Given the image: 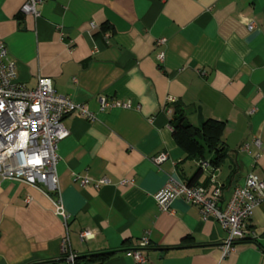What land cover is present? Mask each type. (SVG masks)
Returning <instances> with one entry per match:
<instances>
[{"label":"crops","instance_id":"obj_1","mask_svg":"<svg viewBox=\"0 0 264 264\" xmlns=\"http://www.w3.org/2000/svg\"><path fill=\"white\" fill-rule=\"evenodd\" d=\"M25 1L0 0V39L17 79L33 88L50 78L92 118L64 119L56 191L0 180V264H69V251L135 264L129 252L143 239L142 264H264V200L223 256L228 233L216 220L181 198L167 211L154 198L169 177L210 187L203 160L173 137L176 106L193 125L198 108L224 123L214 169L221 208L249 173L264 179V0H44L38 16L21 12ZM160 152L167 158L155 164Z\"/></svg>","mask_w":264,"mask_h":264},{"label":"built area","instance_id":"obj_2","mask_svg":"<svg viewBox=\"0 0 264 264\" xmlns=\"http://www.w3.org/2000/svg\"><path fill=\"white\" fill-rule=\"evenodd\" d=\"M43 1L26 0L21 12L27 16H38L37 7ZM251 28L252 25L249 26ZM7 57V46L0 39V180H18L34 186L42 184L48 191H56L57 145L69 134L64 119L72 114L91 119L92 114L85 105L57 94L48 77H40L35 87L28 88L17 79L15 63ZM170 101L174 99L170 98ZM106 105L101 98V108ZM116 105L131 106L130 102H116ZM166 158V152H160L152 160L159 164ZM199 164L210 171V187L192 186L169 177L154 198L164 211L169 209L173 200L181 198L197 205L202 219L216 220L228 233L221 247L225 256L233 250L235 241L245 236L254 209L264 200V179L249 173L243 185L233 187L228 201L221 208L222 187L216 180L214 169L206 161ZM86 182L82 181L83 184ZM53 204L55 213L62 217L65 224L68 215L61 200H55ZM89 234L88 230H84L80 237L86 238ZM146 247L147 240L143 239L136 249L130 250L135 264L145 262L143 252ZM61 251L67 252L64 240ZM76 256L69 251L66 261L74 264Z\"/></svg>","mask_w":264,"mask_h":264},{"label":"trees","instance_id":"obj_3","mask_svg":"<svg viewBox=\"0 0 264 264\" xmlns=\"http://www.w3.org/2000/svg\"><path fill=\"white\" fill-rule=\"evenodd\" d=\"M170 123L173 137L190 157L204 161L207 154H212L208 160L209 165L213 169L221 165L225 154L222 141L223 122L205 119L202 126L198 127L189 122L184 106H176ZM103 259L101 254L77 255L74 264H100Z\"/></svg>","mask_w":264,"mask_h":264},{"label":"water","instance_id":"obj_4","mask_svg":"<svg viewBox=\"0 0 264 264\" xmlns=\"http://www.w3.org/2000/svg\"><path fill=\"white\" fill-rule=\"evenodd\" d=\"M204 119L201 114V110L198 108V118H197V126L201 127Z\"/></svg>","mask_w":264,"mask_h":264}]
</instances>
